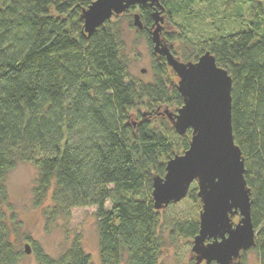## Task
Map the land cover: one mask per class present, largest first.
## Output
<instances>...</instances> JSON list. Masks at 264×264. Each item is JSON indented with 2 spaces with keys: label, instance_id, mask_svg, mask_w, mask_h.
<instances>
[{
  "label": "trees",
  "instance_id": "obj_1",
  "mask_svg": "<svg viewBox=\"0 0 264 264\" xmlns=\"http://www.w3.org/2000/svg\"><path fill=\"white\" fill-rule=\"evenodd\" d=\"M96 1L0 0V204L8 199L9 174L31 164L38 171L34 204L51 201L44 213L49 223L70 218L76 208H96L100 264H160L154 178H164L168 161L189 149L192 131L181 136L160 119L184 100L166 59L153 53L154 9L131 8L89 36L82 16ZM200 1L210 0H160L162 14L170 25L172 16L185 13L176 6L187 11ZM244 1L250 19L240 31L197 42L180 32L178 40L190 51L183 62L209 52L232 79L233 136L245 162L257 233L251 250L264 264V0ZM135 14L144 26L138 34L152 51L150 83L131 76L124 52L120 19L127 17L133 27ZM170 38L162 33L177 57ZM186 198L200 214L197 187ZM175 228L194 240L200 215ZM11 238L0 215V264H21L26 255ZM28 241L37 264H91L81 236L56 258ZM246 253L238 264H246Z\"/></svg>",
  "mask_w": 264,
  "mask_h": 264
},
{
  "label": "water",
  "instance_id": "obj_2",
  "mask_svg": "<svg viewBox=\"0 0 264 264\" xmlns=\"http://www.w3.org/2000/svg\"><path fill=\"white\" fill-rule=\"evenodd\" d=\"M100 0L84 11L82 19L91 36L98 28L131 8L154 9V25L150 31L153 53L164 57L178 78L176 87L184 105L176 113L165 111L176 132L184 136L192 131L189 149L168 161L164 178H154L153 201L157 211L183 201L196 182L202 203L199 233L192 252L198 263L236 264L241 253L256 246L257 233L251 215V191L245 180V162L235 144L232 127V79L219 67L209 52L197 62L184 63L175 57L162 40L166 17L160 0ZM133 25L140 31L144 26L135 14ZM194 69L201 71L195 72ZM223 170L225 181L217 184L216 172ZM239 217L238 223L233 220ZM213 240L206 244V241ZM26 255L31 254L25 246Z\"/></svg>",
  "mask_w": 264,
  "mask_h": 264
},
{
  "label": "rangeland",
  "instance_id": "obj_3",
  "mask_svg": "<svg viewBox=\"0 0 264 264\" xmlns=\"http://www.w3.org/2000/svg\"><path fill=\"white\" fill-rule=\"evenodd\" d=\"M176 8L184 10V15L172 16L171 24L163 25V32L171 36L172 49L181 62L183 56L190 51L178 40L180 32L194 42L203 41L238 32L250 19L248 5L244 0H210L208 3L200 1L187 11L180 6ZM111 20L114 22L118 19ZM119 25L131 76L140 82L150 83L154 79L153 56L146 39L138 34L134 25L130 26L127 17H121ZM160 119L168 121L172 127L168 118ZM134 121H137L135 117ZM37 178L38 171L33 165L19 164L6 180L7 202L0 204V215L4 216L11 229L12 241L24 251L26 245L31 250V254L25 255L21 264H37L32 255V243L28 238L36 242L48 255L56 258L67 250L77 236H81L84 249L91 256V264H100L96 208H76L71 211L70 218L49 223L44 213L51 207V201L46 200L42 207L34 204ZM194 186L196 187V183L192 187ZM107 209H111L110 203L107 204ZM159 212L161 221L158 232L163 245L160 264H192L194 240L179 235L175 225L199 216L197 205L185 198ZM233 221L237 223L238 217ZM245 260L246 264H260L258 256L252 250L246 253Z\"/></svg>",
  "mask_w": 264,
  "mask_h": 264
},
{
  "label": "snow or ice",
  "instance_id": "obj_4",
  "mask_svg": "<svg viewBox=\"0 0 264 264\" xmlns=\"http://www.w3.org/2000/svg\"><path fill=\"white\" fill-rule=\"evenodd\" d=\"M105 3V0H100V3L97 5V8H101L103 6V4ZM193 71L195 72H199L201 71L200 69H194ZM216 179L217 184H222L225 181V174L223 172V170H218L216 172V176L214 177Z\"/></svg>",
  "mask_w": 264,
  "mask_h": 264
},
{
  "label": "flooded vegetation",
  "instance_id": "obj_5",
  "mask_svg": "<svg viewBox=\"0 0 264 264\" xmlns=\"http://www.w3.org/2000/svg\"><path fill=\"white\" fill-rule=\"evenodd\" d=\"M165 17H166V19H165V23L164 24H166L167 23V16L166 15H164ZM153 27V26H152ZM152 27H151V30H152ZM150 30V31H151ZM164 31V30H163ZM163 31H162V33H163ZM150 33V32H149ZM161 33V34H162ZM162 37V36H161ZM196 183V182H195ZM193 186V185H192ZM191 186V187H192ZM196 187H197V183H196ZM191 189V188H190ZM197 189H198V187H197ZM238 221H239V217H238ZM236 223V222H235ZM238 223V222H237ZM213 242V240H209V241H206V244H208V243H212ZM242 254L243 253H241V257H242ZM241 257H240V259L236 262V264H238V262L241 260ZM192 261H193V263L194 264H197L198 263V260H197V255H195V254H193V258L191 259ZM199 264H208L206 261H203V262H201V263H199ZM210 264H216L215 262H212V263H210Z\"/></svg>",
  "mask_w": 264,
  "mask_h": 264
}]
</instances>
